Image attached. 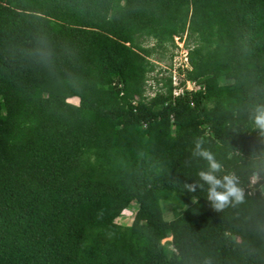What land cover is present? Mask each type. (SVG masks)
Wrapping results in <instances>:
<instances>
[{
	"label": "trees",
	"instance_id": "obj_1",
	"mask_svg": "<svg viewBox=\"0 0 264 264\" xmlns=\"http://www.w3.org/2000/svg\"><path fill=\"white\" fill-rule=\"evenodd\" d=\"M262 114L264 0H0V264H264Z\"/></svg>",
	"mask_w": 264,
	"mask_h": 264
},
{
	"label": "built area",
	"instance_id": "obj_2",
	"mask_svg": "<svg viewBox=\"0 0 264 264\" xmlns=\"http://www.w3.org/2000/svg\"><path fill=\"white\" fill-rule=\"evenodd\" d=\"M180 38V37H179ZM177 42V41H176ZM185 48V46H184ZM183 48V49H184ZM185 52L180 53L181 59H180V65L176 64V59L174 57L173 60V66L169 68V70L172 72V77H173V84H174V89H173V95L175 97L182 96L184 95L186 90H193L195 88V83L190 81V80H185L184 77L179 75L178 68L181 66H189V58H188V50H184ZM259 180L258 174H255L252 178H250L248 182V186L246 188H252L250 189L249 193H254L256 191V185L255 183ZM264 185L261 184V187ZM243 188L242 193L244 194L247 189Z\"/></svg>",
	"mask_w": 264,
	"mask_h": 264
},
{
	"label": "rangeland",
	"instance_id": "obj_3",
	"mask_svg": "<svg viewBox=\"0 0 264 264\" xmlns=\"http://www.w3.org/2000/svg\"><path fill=\"white\" fill-rule=\"evenodd\" d=\"M175 39H176L177 44H178V46H179V49H178V50L176 49L177 51L175 52V53H176L175 59H176V64L180 65V64H181V63H180V62H181V61H180V59H181V55H180V53L185 52L184 50H185L186 48H184V39L181 40L179 37H176ZM183 48H184V49H183ZM186 50H187V49H186ZM168 63H169L168 60H163V61H160V62H159V65H160V67L163 68L164 70H165V69L167 70ZM160 67H159L157 70H159ZM166 70H165V71H166ZM154 74H155V73H152V74H151V76H152L153 78H154ZM164 74L167 75V74H168L167 71L164 72ZM154 82H155L154 79H151V80L149 81L150 85H152V88L149 89L148 94H149V95H152V96L155 94V91H156V89L158 88V86L155 87V83H154ZM70 101L73 102V103L78 104L79 101H80V99H79L78 97H74V98H71ZM123 213H124V216H122V217L119 219V222H120V223H123V224H129V223H131V222L133 221V219H134V214H133V212H132L131 210H125ZM172 216H173V215H172V212L169 211V216H168V218H171ZM168 239L171 240V238H168ZM168 239H167V240H168ZM165 241H166V240H163V242H165Z\"/></svg>",
	"mask_w": 264,
	"mask_h": 264
},
{
	"label": "clouds",
	"instance_id": "obj_4",
	"mask_svg": "<svg viewBox=\"0 0 264 264\" xmlns=\"http://www.w3.org/2000/svg\"><path fill=\"white\" fill-rule=\"evenodd\" d=\"M166 70V69H165ZM167 73H172L169 70V66L167 67ZM257 124H259L261 127H264V114H262L261 116L257 117ZM207 155V154H206ZM209 159H211V157L209 156ZM213 168H218L219 166L216 165L215 163H213ZM204 176V178L208 181L214 182L216 184H219L220 181L215 180V178L211 175H204L203 173L201 174ZM225 179L228 181L227 184V192H215L214 196L215 199L217 201H219V203L217 204V207H223V205L229 200V197H236L238 200L242 198V194L240 192V189H238L232 182V180L229 177H225Z\"/></svg>",
	"mask_w": 264,
	"mask_h": 264
}]
</instances>
